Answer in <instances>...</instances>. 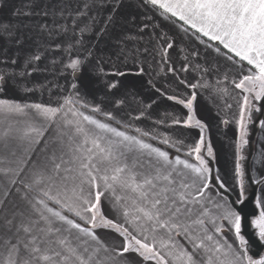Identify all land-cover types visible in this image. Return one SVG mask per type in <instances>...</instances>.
Returning a JSON list of instances; mask_svg holds the SVG:
<instances>
[{
  "label": "snow or ice",
  "instance_id": "1",
  "mask_svg": "<svg viewBox=\"0 0 264 264\" xmlns=\"http://www.w3.org/2000/svg\"><path fill=\"white\" fill-rule=\"evenodd\" d=\"M4 8L0 96L38 86L56 99L0 98V264H264L248 255L228 196L243 203L239 153L264 110V0H0ZM142 89L155 94L149 103ZM205 94L238 109L232 184L211 164L197 107ZM159 100L172 114L134 127ZM169 119L198 138L154 130Z\"/></svg>",
  "mask_w": 264,
  "mask_h": 264
},
{
  "label": "crops",
  "instance_id": "2",
  "mask_svg": "<svg viewBox=\"0 0 264 264\" xmlns=\"http://www.w3.org/2000/svg\"><path fill=\"white\" fill-rule=\"evenodd\" d=\"M9 13L10 8H4L2 11H0V18L6 20L9 17ZM36 79H42V77H36ZM49 80H53V77L49 76ZM61 83H63V81H61ZM53 91H55L54 88ZM142 93L146 103H149L151 97L155 95L154 93H150L147 89H142ZM205 97V102L198 103L197 107L200 118L209 125L208 131L205 133V138L206 140H210L216 157V159L211 162L213 167L215 169H219L220 174L227 178L229 184H232L233 171L237 156L236 145L239 142L238 128L232 121L234 119V114L238 112V109L235 102L231 99H228L227 97L225 98V100L216 101L215 105L207 102V94H205ZM0 98H11L15 99L18 102L27 103L45 102L49 99L54 101L56 99V97L51 96L49 92H42L38 86L36 91L32 93L17 91L9 87L6 95L0 96ZM96 99L99 101L103 99V97L97 95ZM225 101L233 104V108L231 111L223 107ZM170 103L171 102L165 100H159L157 105H154L151 109H149V114H146L140 122H136L134 124V127L151 129L153 127V124L157 120H163L166 115L172 114ZM216 105H219V107H217ZM102 106H107V102H105V105ZM123 114L124 113H121V115ZM235 118H238V116H236ZM224 120H228L229 123L224 124ZM262 120H264V114ZM154 130L161 133L162 135L171 136L173 138L181 136L187 143H191L192 140L197 139L199 136V131L197 129L174 127L170 119L167 121V124H160L156 126ZM159 146L162 148L166 147L164 145ZM262 153H264V129H262L259 125L258 133L254 143L253 157L250 163V177L255 184H258L256 200L254 204V207L257 210V216L255 217L256 219L259 217V214L262 210V207L257 206V201L260 200L264 202V184L258 182L260 180H264V155H262ZM239 154L241 155V152ZM229 194L233 198V200H231L232 207L236 211L234 206L236 205L237 207H240L245 202L244 200L243 203L237 202L239 199L238 191H232ZM251 227L255 232L252 220ZM227 237L230 241L234 240L231 232L227 233ZM256 238L259 240L257 235Z\"/></svg>",
  "mask_w": 264,
  "mask_h": 264
},
{
  "label": "trees",
  "instance_id": "3",
  "mask_svg": "<svg viewBox=\"0 0 264 264\" xmlns=\"http://www.w3.org/2000/svg\"><path fill=\"white\" fill-rule=\"evenodd\" d=\"M263 114H264V110H262L260 113H256L253 116V122L250 123V125L248 127V131H249L248 144L246 146H244L242 151H241V155H243V157H244V159L241 161V164H242V168L245 170V173H246V175H245V199H244V202H246L250 198L254 197L253 204H255L258 184H255L250 177V163H251V159L253 157L254 143H255V139H256V136L258 133V129H259V120H262ZM211 164H212V162H211ZM228 196L231 199L230 194H228ZM252 233L255 235L253 228H252ZM255 237H256V235H255ZM262 245L264 247L263 243H262ZM248 250L251 254L255 253V249H254L253 245L250 243L248 244Z\"/></svg>",
  "mask_w": 264,
  "mask_h": 264
},
{
  "label": "water",
  "instance_id": "4",
  "mask_svg": "<svg viewBox=\"0 0 264 264\" xmlns=\"http://www.w3.org/2000/svg\"><path fill=\"white\" fill-rule=\"evenodd\" d=\"M254 197L247 200L239 207V212L243 216V232L249 243L253 245L255 249L254 256L259 257L264 247L262 243L252 233L251 220L257 216V210L253 204Z\"/></svg>",
  "mask_w": 264,
  "mask_h": 264
},
{
  "label": "rangeland",
  "instance_id": "5",
  "mask_svg": "<svg viewBox=\"0 0 264 264\" xmlns=\"http://www.w3.org/2000/svg\"><path fill=\"white\" fill-rule=\"evenodd\" d=\"M249 125L250 124H248V127H249ZM248 135H249V131H248ZM247 135V137H246V139L248 140L249 139V136ZM248 144V143H247ZM246 144V145H247ZM246 145H244V146H246ZM243 146V147H244ZM243 156V155H242ZM241 166H242V164H241ZM230 199V198H229ZM230 200H233V198L231 197V199ZM234 208L236 209V211L238 212V214L240 215V217H241V235L244 237V240H245V248H246V250H247V253H248V255H251L254 259H256V258H259V257H261V256H264V249H263V251H262V253H261V256H259V257H255L254 256V254H251L250 252H249V250H248V244H249V241H248V239L246 238V236L244 235V232H243V216H242V214L239 212V207H237L236 205L234 206ZM254 220H256V218L254 217V218H252V222L254 221ZM253 227H254V229H255V233H256V235H257V237L259 238V240L261 241V243H263L264 244V239H261L260 238V236H259V234H258V229L254 226V224H253Z\"/></svg>",
  "mask_w": 264,
  "mask_h": 264
}]
</instances>
